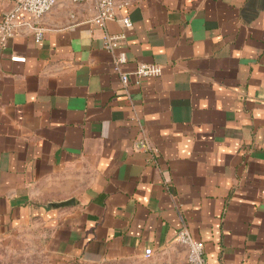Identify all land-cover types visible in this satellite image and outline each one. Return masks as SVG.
Segmentation results:
<instances>
[{
	"label": "crops",
	"instance_id": "1",
	"mask_svg": "<svg viewBox=\"0 0 264 264\" xmlns=\"http://www.w3.org/2000/svg\"><path fill=\"white\" fill-rule=\"evenodd\" d=\"M125 12L115 53L92 5L67 0L39 41L24 30L0 53V237L41 225L50 253L96 263L151 258L186 226L210 264H264V0ZM119 52L123 71L160 73L124 88ZM143 135L156 154L135 147Z\"/></svg>",
	"mask_w": 264,
	"mask_h": 264
},
{
	"label": "built area",
	"instance_id": "2",
	"mask_svg": "<svg viewBox=\"0 0 264 264\" xmlns=\"http://www.w3.org/2000/svg\"><path fill=\"white\" fill-rule=\"evenodd\" d=\"M66 0H13L12 6L2 13L0 19V53L6 48L8 41L18 35L21 31L30 30L34 34L36 41L42 37L43 27L42 17L48 13L58 3ZM71 3H90L93 7V16L90 22L101 28L104 32L102 41L104 48L110 53H115L119 47L125 43V31L132 28L133 22L127 12L131 0H67ZM73 17V15H71ZM115 21L120 23L122 31L110 33L106 30V23ZM16 60H23L21 57H13ZM125 61L123 52L114 56L113 69L118 73L122 86L125 88L133 78V82L138 84L140 78L148 75H157L160 68L157 65L140 64L131 72L121 69V64ZM137 149L156 154V147L150 143L144 135L135 142ZM176 242L180 244L186 253L188 264H210L204 255V244L201 240L195 239L190 234L186 226H181L176 231ZM153 251L151 248L144 250V258H149Z\"/></svg>",
	"mask_w": 264,
	"mask_h": 264
},
{
	"label": "rangeland",
	"instance_id": "3",
	"mask_svg": "<svg viewBox=\"0 0 264 264\" xmlns=\"http://www.w3.org/2000/svg\"><path fill=\"white\" fill-rule=\"evenodd\" d=\"M0 264H188L185 249L175 245L155 256L104 260L96 263L67 261L48 251L41 225L19 227L0 237Z\"/></svg>",
	"mask_w": 264,
	"mask_h": 264
},
{
	"label": "water",
	"instance_id": "4",
	"mask_svg": "<svg viewBox=\"0 0 264 264\" xmlns=\"http://www.w3.org/2000/svg\"><path fill=\"white\" fill-rule=\"evenodd\" d=\"M65 204H67V202H66V201H64V202H62V203H61V205H65Z\"/></svg>",
	"mask_w": 264,
	"mask_h": 264
}]
</instances>
